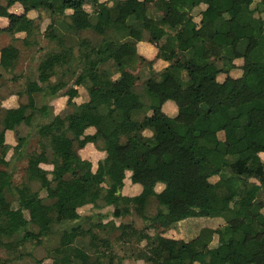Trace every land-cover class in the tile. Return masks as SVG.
<instances>
[{
  "label": "trees",
  "instance_id": "trees-1",
  "mask_svg": "<svg viewBox=\"0 0 264 264\" xmlns=\"http://www.w3.org/2000/svg\"><path fill=\"white\" fill-rule=\"evenodd\" d=\"M16 1L0 2L8 20L0 34L11 37L0 47V67L13 70L17 42L35 48L40 37L53 44L44 57L54 61H39L15 104L0 102V134L16 139L0 145V193L9 197L0 208V246L39 243L67 210L69 220L85 223L61 231L49 264H120L114 241L142 264H264V0H23L19 14L11 10ZM129 2L135 8L125 13ZM234 24L242 37L230 35ZM140 45L156 50L153 59ZM153 61L161 68L144 79L133 72L136 62ZM122 83L127 100L90 92ZM78 86L87 99L77 100ZM38 97L66 102L54 111ZM38 117L44 121L34 125ZM20 126L36 128L39 150L26 154L15 184L6 155L24 153ZM81 133L103 153L85 178L74 176L80 165L92 169L77 151ZM126 179L135 194L122 193ZM62 184L65 193L49 192ZM89 205L111 206L110 218L82 216L78 209ZM132 215L144 225L123 221Z\"/></svg>",
  "mask_w": 264,
  "mask_h": 264
},
{
  "label": "rangeland",
  "instance_id": "rangeland-1",
  "mask_svg": "<svg viewBox=\"0 0 264 264\" xmlns=\"http://www.w3.org/2000/svg\"><path fill=\"white\" fill-rule=\"evenodd\" d=\"M4 0H0V2H3ZM149 2H152L151 0H148ZM22 3L23 0H17L16 3L13 5L12 10L14 12L20 13L22 11ZM228 5L231 3L230 0L227 1ZM134 5L132 3H127L123 7V11L125 13H130L134 10ZM150 12H152L154 15L159 14L157 9L153 6V8H150ZM47 22L46 14H41V21L40 25L42 30L45 28V24ZM7 24V20L1 19L0 20V27H3ZM244 34V31L241 27H238V25L234 24L231 27L230 35L232 37L240 38ZM11 38L7 34H1L0 35V47L2 45H5L7 43H10ZM19 49H20V57L19 60L16 63V66L13 70L6 71L0 67V102L2 100L3 105L10 106L15 104L18 100L16 99V92L18 90H21L24 86L25 77L31 74V72L37 73V64L39 61L45 56L46 53L50 52L53 49V44H51L47 39L44 37H40L39 45H37L35 48H25L21 42H17ZM142 46L140 45L138 47L139 51H141ZM155 49L151 48L149 50H146L145 58L148 60L153 59L155 55ZM45 58V57H44ZM44 62L49 66L53 63V58H45L43 59ZM154 65H150L147 63H139L136 62L133 69H135L133 72H139L141 75V78L144 79L145 77L149 76L151 69L153 71H156V69L160 70L161 66L160 64H157L156 61H153ZM118 75H114L113 78H116ZM72 82V81H71ZM138 87L140 85H137ZM79 90V98L77 100L82 101L88 98V92L82 87H77ZM94 96L98 98H105V97H112L117 98L120 100H127L130 95V90L126 86L125 83H122V85L116 89H110L106 87L101 88H94L90 91ZM197 96V93H196ZM66 102V97H59L56 99L51 98H42L38 97V104L41 103H47L52 104L51 107H53L54 111L61 110ZM40 121H44L43 118L38 117V119L34 122V125L39 123ZM18 133L20 135L27 136V142L25 144L24 153L20 155L13 156L12 150H9L6 159L9 160V166L7 167L8 170H11L13 172V181L15 184L20 183L25 176V167H26V154L32 153L35 150H39L38 146V136L36 133V128L33 127H27V126H20L18 128ZM29 133V134H28ZM82 134V133H81ZM146 134H149L146 132ZM226 141L229 143H232L234 141L233 138V132L231 129H226ZM8 143L13 145H16V139L13 132H6L5 134H0V145ZM77 151L80 155V157L83 160L89 161L92 164V169L89 168V165L84 164L76 167L74 169V176L78 178H85L91 173L92 170L95 169L96 162L99 159H102L103 153L96 149L92 142V136L89 133H83L81 141L77 144ZM140 156H136L131 159V163L135 164L138 160H140ZM1 168H4L3 166H0ZM41 167L44 170H50L52 167L47 164L41 165ZM212 181L216 180V178L211 179ZM124 187L122 188L123 194H135L136 189L134 186L130 184V182L126 179L125 180ZM66 185H54L52 189L49 190V192H66L68 190ZM40 195L44 196V191H41ZM177 198V195L171 196V199L175 200ZM9 206V197L0 193V208H7ZM155 202L151 203L150 205V212H154L155 210ZM112 207H105L103 209H97L96 207H92L91 205L85 206L83 208L78 209L80 214L83 216H94L93 220L96 219V216L98 214H105L104 220H107L110 218ZM133 216V215H132ZM134 218H131L130 216H127L123 219L124 222L129 221H135V224L137 227H141L144 225L143 220L139 218L138 216H133ZM60 218H61V224H56L54 226V233L46 236L40 237L41 241L37 243L35 240L30 241L27 240L25 242L18 243L17 245H13L10 247V249L4 248L0 246V260L5 262V264H49L51 262V257H49L51 249L53 246L57 243V239L59 237V234H61V231L64 229H69L72 225L75 223H82L84 225V221L82 220H69L68 219V211L62 210L60 212ZM36 231V229H34ZM0 233H3L2 230H0ZM116 234H113L112 239L115 237ZM184 236V234H182ZM88 237L84 238L83 241L86 242ZM4 241H9L12 239V241L17 240L16 238H5L3 237ZM111 239V240H112ZM115 240V239H114ZM114 248L116 252L119 253L121 257L120 264H142V261H138L134 259L133 256H130V249L132 247H129L127 245L123 246L119 242L114 241Z\"/></svg>",
  "mask_w": 264,
  "mask_h": 264
},
{
  "label": "crops",
  "instance_id": "crops-1",
  "mask_svg": "<svg viewBox=\"0 0 264 264\" xmlns=\"http://www.w3.org/2000/svg\"><path fill=\"white\" fill-rule=\"evenodd\" d=\"M13 7V6H12ZM11 10H12V8H11ZM23 10V9H22ZM13 11V10H12ZM14 12V11H13ZM22 12V11H21ZM20 12V13H21ZM15 13H17V12H15ZM19 14V13H18ZM1 19H5V20H7L6 18H0V20ZM8 25V20H7V24L5 25V26H3V27H0V28H5L6 26ZM1 34H4V33H1ZM0 34V35H1ZM9 36V35H8ZM16 36H18V34L16 35ZM11 38V37H10ZM146 50H147V47H145V46H142V48H141V53H143L144 55L146 54ZM149 50V49H148ZM171 110H174L175 108H173V107H171L170 108ZM261 157H262V160L264 161V153H262L261 154ZM133 186V185H132ZM134 188L136 189V192L138 191V187L137 186H135L134 185Z\"/></svg>",
  "mask_w": 264,
  "mask_h": 264
},
{
  "label": "water",
  "instance_id": "water-1",
  "mask_svg": "<svg viewBox=\"0 0 264 264\" xmlns=\"http://www.w3.org/2000/svg\"><path fill=\"white\" fill-rule=\"evenodd\" d=\"M118 193H119V191H118Z\"/></svg>",
  "mask_w": 264,
  "mask_h": 264
}]
</instances>
